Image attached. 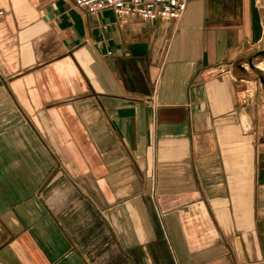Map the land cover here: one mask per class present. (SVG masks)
Here are the masks:
<instances>
[{
    "label": "crops",
    "instance_id": "obj_1",
    "mask_svg": "<svg viewBox=\"0 0 264 264\" xmlns=\"http://www.w3.org/2000/svg\"><path fill=\"white\" fill-rule=\"evenodd\" d=\"M0 9V264H264V0Z\"/></svg>",
    "mask_w": 264,
    "mask_h": 264
},
{
    "label": "built area",
    "instance_id": "obj_2",
    "mask_svg": "<svg viewBox=\"0 0 264 264\" xmlns=\"http://www.w3.org/2000/svg\"><path fill=\"white\" fill-rule=\"evenodd\" d=\"M71 6L83 14L98 13L112 9L118 18L125 15L136 16L144 20L162 21L183 16L189 0H67ZM5 14L0 9V18ZM232 64H220L218 74L232 70ZM244 99L247 97L243 95Z\"/></svg>",
    "mask_w": 264,
    "mask_h": 264
},
{
    "label": "rangeland",
    "instance_id": "obj_3",
    "mask_svg": "<svg viewBox=\"0 0 264 264\" xmlns=\"http://www.w3.org/2000/svg\"><path fill=\"white\" fill-rule=\"evenodd\" d=\"M264 59V54L263 55H261V58H259V59H257V60H255L254 61V63H255V65H257V62L258 61H261V60H263ZM260 68V67H259ZM264 70V69H263ZM264 72V71H263Z\"/></svg>",
    "mask_w": 264,
    "mask_h": 264
},
{
    "label": "water",
    "instance_id": "obj_4",
    "mask_svg": "<svg viewBox=\"0 0 264 264\" xmlns=\"http://www.w3.org/2000/svg\"><path fill=\"white\" fill-rule=\"evenodd\" d=\"M252 65H254V62L251 60Z\"/></svg>",
    "mask_w": 264,
    "mask_h": 264
}]
</instances>
